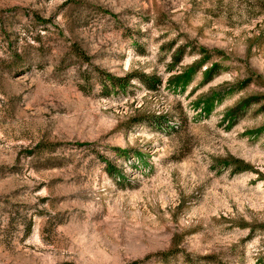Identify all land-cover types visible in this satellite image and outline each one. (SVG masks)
Returning a JSON list of instances; mask_svg holds the SVG:
<instances>
[{
    "label": "rangeland",
    "instance_id": "374dc122",
    "mask_svg": "<svg viewBox=\"0 0 264 264\" xmlns=\"http://www.w3.org/2000/svg\"><path fill=\"white\" fill-rule=\"evenodd\" d=\"M137 262L264 264V0H0V264Z\"/></svg>",
    "mask_w": 264,
    "mask_h": 264
},
{
    "label": "trees",
    "instance_id": "16d2710c",
    "mask_svg": "<svg viewBox=\"0 0 264 264\" xmlns=\"http://www.w3.org/2000/svg\"><path fill=\"white\" fill-rule=\"evenodd\" d=\"M78 52L77 55L79 57L83 58V54L79 51H75ZM180 58H182V53L180 54ZM103 78L108 82L109 85H111L112 88L115 87H119V88H125L131 81H137L138 83H140L147 91H151V92H155L157 90V88L161 85V79L160 77L156 76V75H145L143 73H132L129 74L123 78H118V77H114L112 75H105L103 76ZM105 81V82H106ZM105 82H103V87L106 88V84ZM143 121V119H140L139 121H136L137 123H141ZM241 164H243L242 162H238V164L236 165V172H239L241 170H243V166H241ZM174 245L175 241L173 242ZM174 245L171 247V249L167 252V253H163L159 256H161L162 258H165L166 256H172L175 255L178 251L177 249H175ZM158 256V255H157ZM142 263V262H140ZM138 264V262L136 263Z\"/></svg>",
    "mask_w": 264,
    "mask_h": 264
}]
</instances>
